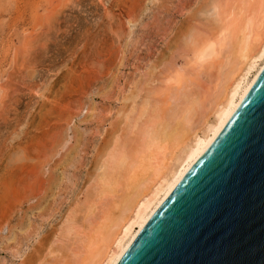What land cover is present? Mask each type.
<instances>
[{"label": "rangeland", "instance_id": "1", "mask_svg": "<svg viewBox=\"0 0 264 264\" xmlns=\"http://www.w3.org/2000/svg\"><path fill=\"white\" fill-rule=\"evenodd\" d=\"M202 2L0 0V264H20L43 236H50L57 229L59 231L67 217L65 215L76 207L77 199L84 198L85 174L92 171L94 148H100L101 139H108L111 136L109 131L112 133L117 128L118 121L122 120L117 114L120 110L126 111L133 105L138 109L137 106L146 98L160 99L153 96L164 93L166 80L161 72L165 68L181 67L182 70L188 69L189 74L200 73L187 74L189 77L184 78L183 83H186V79L197 76V80L193 77L196 84L191 80L188 81L192 86L184 83L187 89L186 92L183 90V96L198 93L205 87L207 89L205 71L191 68L192 63L184 64L178 55L170 60L171 64L156 68V72L153 65L157 58L160 60V53L167 54L164 50L167 40L176 28ZM201 10L204 13H196V21L204 24L205 19L212 18V14L211 10L206 12L203 7ZM132 16L135 21L129 25L127 19ZM213 70L216 71V68ZM149 71L152 76H148ZM183 83L180 84L182 88ZM161 86L160 91L158 88ZM178 87L173 84L166 92L169 95L163 94L171 108L175 105L174 101L176 103L179 99L178 105L184 100L182 95L174 92L180 89ZM150 90L156 93H149ZM170 91L177 94V98ZM103 92L107 93L104 97ZM171 95L177 101H173ZM169 98L171 101L168 102ZM89 112L94 115L90 116ZM76 145L79 147L69 157L71 164L67 168L64 166L66 169H54V164L67 158ZM76 162L82 167H75ZM48 173L62 177V188L65 190L59 189L57 192L60 191V194L56 192L52 202L49 198L52 207L49 205L47 215L39 218L36 210L30 211L37 204V198L33 196L26 203L23 199L27 195L36 196L39 185L35 181L37 178L47 179ZM9 212L13 213L12 216ZM77 214V224L86 229V222H80L81 216ZM22 215H26L25 218ZM26 222L33 226L34 231L23 238L18 227L25 226ZM10 232L13 236L17 235V244L13 249L5 246L11 244L8 240V237H13ZM54 240L53 246L57 247L60 241L56 244L57 238L54 237ZM50 255L47 258L53 262L54 254Z\"/></svg>", "mask_w": 264, "mask_h": 264}, {"label": "bare ground", "instance_id": "2", "mask_svg": "<svg viewBox=\"0 0 264 264\" xmlns=\"http://www.w3.org/2000/svg\"><path fill=\"white\" fill-rule=\"evenodd\" d=\"M202 1L201 6L199 5L179 26L177 25L174 34L167 40L164 49L167 54L160 53V56L158 55L160 60L157 58L153 65H155V71L162 64H171L170 60L172 61L178 55L184 60V64L192 63L190 64L191 68L199 72L205 71L206 80L204 81L208 86L207 89L206 87L201 88L202 90L198 93H191L189 89L191 94L183 96V90L185 89L184 92H186L187 89L184 87V78L186 76L188 78L196 72L189 74L187 73L188 69L182 70L181 67L170 66L161 72L163 79L166 80L163 91L167 96L169 94L166 92L170 90L171 86L173 87V84L179 85L178 88L182 89V92L180 89H175L174 92L177 91L178 95H182L184 102L180 99L182 102L176 105L179 99L177 101L174 97L177 98V94L170 91L169 93L173 92L175 95L173 97L172 94L171 99L174 98L173 101H177L176 103L174 101L173 104L176 106L174 105L173 108L168 106L169 103H167L164 93L162 96L161 93H157L158 96L153 97L160 99L151 100L149 98L147 100L146 98V100H142L143 103L137 106L139 110L135 109L136 107L134 108L131 102L130 104L133 106L131 109L127 108L129 110H126L127 113L124 110L122 112L120 110L121 113L116 112L121 115L122 120L118 121L117 128L112 133L109 131L110 137L106 134L108 139L100 138L102 144L101 146L99 143V145L97 144L100 148H94L96 152L93 153V160H91L92 171L85 174L86 184L84 185L86 188L83 191L85 192L83 200L74 198L77 199V204L74 203L76 207L72 204L75 208L69 210L65 215L67 217L59 231L57 229L50 236H43L32 250H29L27 255L25 254L26 256L23 257L20 264H114L141 224L230 114L264 63V0ZM159 5L162 7V4ZM202 7L206 12L211 10L212 14V18L205 19L204 24L196 21V13H204L201 10ZM134 21L133 16L129 17L127 24H133ZM213 66L215 67L213 68ZM183 68L186 69V66ZM211 68H216V71ZM150 70L152 71L151 68ZM152 75L149 71L148 76ZM193 77H196L194 79L197 80V76L191 78L193 79ZM192 79H186L185 85L188 86L187 82L196 84V80ZM153 81L152 83H154ZM198 82L201 81L198 80ZM182 83L183 88L180 85ZM174 88L176 87L174 86ZM158 89L161 91L162 86ZM156 91L150 90L149 93L155 94ZM104 93L106 92L102 93V97H104ZM161 98L166 101V104ZM169 100L170 98L168 102ZM160 101H162L161 106L159 105ZM162 105H167L169 108L162 107ZM118 117L116 118L120 119ZM78 140L80 141V138ZM78 145L72 146L73 149L69 151L68 157L56 162L54 169L67 168L71 164L69 157L75 153ZM78 161L80 160L78 159ZM75 164H73L75 167L79 165L77 162ZM47 175L48 178L45 180L36 177L35 182L39 185H37L39 189L36 190V196L35 194L27 195L28 197L25 196L23 199L26 203L31 198H37V204H34L35 206L30 211L36 210L39 218L47 215L49 205L52 204L48 200L51 199L52 202L56 197L55 193L59 189H64L62 188V177L53 176L52 173ZM27 183L29 184V182ZM103 207L105 209H102ZM10 213L8 214L12 216L13 213ZM76 214H80V222H86L87 230L77 224L79 221L75 217ZM24 216L23 218H25ZM18 229H20L19 232L23 238L29 237L34 231L33 226L28 222ZM10 230H12V226H10ZM16 236L8 237L11 244L5 245L6 248L13 249L17 244ZM54 237L57 238L58 243L56 244H59L60 241L57 247L53 246ZM64 242L65 246H63ZM45 248H49V250L45 251ZM50 254L52 256L54 254L53 262L47 258V255Z\"/></svg>", "mask_w": 264, "mask_h": 264}, {"label": "water", "instance_id": "3", "mask_svg": "<svg viewBox=\"0 0 264 264\" xmlns=\"http://www.w3.org/2000/svg\"><path fill=\"white\" fill-rule=\"evenodd\" d=\"M114 264H264V63Z\"/></svg>", "mask_w": 264, "mask_h": 264}]
</instances>
